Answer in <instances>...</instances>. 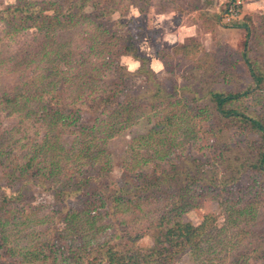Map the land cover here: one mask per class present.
I'll return each instance as SVG.
<instances>
[{"label": "rangeland", "instance_id": "374dc122", "mask_svg": "<svg viewBox=\"0 0 264 264\" xmlns=\"http://www.w3.org/2000/svg\"><path fill=\"white\" fill-rule=\"evenodd\" d=\"M18 1L0 0V10ZM27 1L48 4L53 8L59 6L64 23L60 29L44 36L35 28L13 31L0 21V96L5 92L22 94L47 88L43 91L42 99H31L20 109L5 107L0 103V134H4L9 141L0 154L1 186L12 192L21 185L22 180H26L9 172V168L22 163L21 158L35 151L37 144L43 143L45 138L58 144L57 149H70L78 135L76 128L82 124H95L92 122L97 118V113L88 107L93 96L112 91L109 94L113 95L114 106L134 100L140 106L150 103L149 95L155 92V87L138 73L139 62L122 54V45L128 37L136 40L139 54L149 59V68L154 72V80L160 84L163 93L176 94L173 99H161L162 105L178 103L177 108H183L182 113L180 111L177 115L178 119L184 124L196 123L197 132L196 140L174 147L170 157L161 162L160 167L145 166L148 170H145L146 175L153 182L167 175V179H170L168 185L152 189L153 195H132L130 208L121 212L106 214L102 209L100 216L95 214L94 224L95 228L102 226L101 229H90L80 236L67 229L62 221V212L66 209L81 212L91 202L92 191L85 186L77 194L55 196L51 186L62 184L68 186L69 191L70 177L84 170L72 162L67 163L64 153L59 152L56 175L43 180L38 176V171L33 170L31 182L22 186L23 198L18 209L15 208V219L11 223L13 227V224L21 222L23 213V218L29 213L24 233H27V238L23 234L18 239H11V242L20 247L33 248L36 240L53 239L54 253H50L48 259L31 263L23 261L16 251L4 253L0 257V264H51L50 259L53 258H56V264H65V259L69 261L71 258L58 252L59 244L69 249L80 241L91 248L106 241L119 248L132 244L141 252L138 264H158L156 258L150 255L153 241L148 225L166 208L162 198L167 196L165 194L174 193L176 183L181 181L182 177L175 173L188 171L195 179H228L235 176L234 167L249 156L246 147L252 144L253 137L237 128L220 129L211 111L201 112L208 91L235 92L252 85L241 57L247 39L244 30L236 27L240 21L226 22L222 16L226 5L223 9L221 6L215 8L213 0H101V6L108 4L113 10L100 20L89 17L92 12L89 3L83 13L73 16L71 7L74 0ZM249 6L253 7L251 11ZM244 7L248 13L243 12ZM157 14L172 15L171 24L158 23L159 26L155 27L153 23ZM263 14L264 0H244L240 20L248 17L257 24ZM195 20L199 23L192 26L191 22ZM180 25L191 27L195 33L193 37H189L187 27L179 32L177 27ZM186 31L188 37L184 38ZM261 33L255 34L247 44L249 58L264 72V31ZM194 44L197 50L192 56L172 55L173 49L183 45L192 47ZM59 50L65 54L63 59L55 55L56 52L61 54ZM68 53L71 56L66 57ZM50 72H55L57 75L54 76L57 77H48ZM43 76L45 79L42 82ZM50 80L56 83L55 88L47 85ZM89 88L96 93L92 95ZM54 96L67 105L63 110L65 122H58L55 128L49 126L48 109L52 107L49 98ZM19 99L22 103V99ZM242 106L251 114L264 117V85ZM144 131L142 122L128 126L104 145V153L109 158V166L104 168V173L109 177L111 190L128 188V185L136 187L141 183V176L132 171L126 174L124 165L136 150L134 138ZM222 142L233 146L228 154L229 164H221L216 159ZM170 159L173 162H168ZM40 161L35 168H41L40 172L44 173L47 165L42 157L39 161L36 159L34 164ZM259 178L245 174L240 183H233L226 191L221 185L213 188L206 186L205 181H199L194 186L196 192L202 191L203 187L212 189L205 193L200 209L189 210L182 218L194 226L206 222L212 227L209 238L205 237V240H209L210 252L193 255L186 251L170 264H264V196L261 195L264 181ZM38 184H45V187ZM226 199L236 207L242 203L252 204L246 218L240 219L231 228L226 222L229 214L225 209ZM39 219L43 223L36 222ZM11 234H15V231H11Z\"/></svg>", "mask_w": 264, "mask_h": 264}, {"label": "trees", "instance_id": "16d2710c", "mask_svg": "<svg viewBox=\"0 0 264 264\" xmlns=\"http://www.w3.org/2000/svg\"><path fill=\"white\" fill-rule=\"evenodd\" d=\"M87 3L92 7L89 17L93 20H100L109 15L113 10L110 5L107 6L108 4L101 6V0H74L71 7L74 13L73 16L83 13V9ZM62 16V10L59 6L53 8L48 4L43 5L36 1L27 0H19L17 3L0 10V21H3L11 30L25 31L35 28L44 36H48L50 32L63 27ZM238 20L240 22H237L236 27L244 30L245 38L247 39L244 43L241 57L248 69L252 85L244 90L235 92L208 91L205 95L207 101L201 112L207 113V111H211L214 114L215 122L220 125V129L237 128L247 136L253 137L252 144L247 147L245 146L249 151V156L234 167L236 168L234 170L235 176L228 179L225 177L220 180L214 178L195 179L194 175L190 174V172L187 173L188 171L175 173L177 176L182 177L181 181L176 183L177 188L173 189L174 193L165 194L167 196L162 198V200L166 202V208L148 225V229L152 230L151 238L153 241L150 255L156 258L158 264H170L176 257L186 251L191 252L193 255H203L210 252L211 246L209 247V240L207 239L212 227L206 222L194 226L189 222L183 221L182 218L183 214L187 211L200 209L203 206V197L210 188L203 187L202 191L196 192L194 186L199 181H205L206 186L208 185L213 188L221 185L225 187V191L227 189L230 190L229 187L233 183H240L242 176L245 174L260 177L264 181V117L253 115L242 106L247 98L252 97L255 91L260 90L264 85V72L258 69L257 63L249 58V44H247L249 39L254 37L255 34L263 33L264 14L258 19L257 24L252 22L248 17H243L241 20L239 17L235 21ZM194 45L192 47L183 45L175 48L172 55L190 57L196 53L197 46L196 44ZM121 51L123 55L129 56L135 62H139L138 73L145 76L155 87V92L149 95L150 103L147 105L142 103V107L135 102L137 100H134L114 106L112 103L113 95L109 94L112 91H107V94L104 95H95L88 105L91 110L97 113V118L92 122L95 124L91 126H84L83 124L78 126L76 128L78 135L70 149H57L58 144L51 143L45 138L43 143L37 144L35 151H30L21 158L22 163L15 164V168H9V172L16 174L21 180L23 178L26 180H22L21 185L12 192L0 185V257L4 253H14L16 251L20 254L23 261L31 263L33 261L40 262L48 259L50 253H54L52 251L54 246L52 244L53 239L48 240L43 238V241L36 240L34 245L32 243L33 248L31 246L20 247L18 244L11 242V239H18L25 233L27 229L26 222L30 216L29 213L25 214V218H23V213L21 215V222L13 224V227L11 223L12 219H15V216L13 217L15 208L18 209L23 198L22 186L31 182L32 179L30 177L34 175L33 170H37L38 176H41L40 178L43 180L47 176L56 175L57 167H59L57 165L60 157L58 156L59 152L64 153L65 159L68 160L67 163L72 162L73 165L78 168L81 167L84 170L70 177L71 184L69 185V191H67L68 186L65 187L62 184L58 187L56 186L57 188L53 187L54 185L51 186V188H54L55 196L61 197L68 194H77L83 191L85 186H88L92 191V198H89L91 202L81 212L70 209L62 212L64 214L62 221L67 229L71 233H78L80 236L81 233L85 234L90 229L97 231L101 229L102 226L95 228L94 224L96 223V215L100 216L102 209L105 210L106 214H110L111 211H114L113 213L121 212L122 209L130 208L132 195L138 193L153 195L152 189H157L165 184L168 185L170 179H167V175L153 182L146 175L145 170L147 169L145 166L154 165L160 167V163H164L165 159L170 157V153L174 147L186 143L189 144L192 139L196 140V123L191 122L190 125L184 124L177 117L180 111L182 113L183 108L181 106L177 108L179 104L176 102H167L164 105L160 102L161 99L164 101L173 99L176 94L163 93L160 84L154 80V72L149 68V59L139 54L136 48V40L128 37L123 43ZM60 53L56 52L55 55L63 59L65 54H62L61 51ZM69 56H71V53H68L66 57ZM47 75L48 77L49 75L57 77L54 76L57 75L55 72H50ZM44 79V76L41 77L42 82ZM55 84L52 80L47 83L51 88H55ZM45 89L47 88L42 87L38 91L22 92V94L5 92L0 96V103L5 107L13 106L20 109L25 107L27 101H31V99H42ZM89 90L92 95L96 93L93 88H89ZM19 98L22 99V103ZM138 98L141 99L140 97ZM49 101L52 104V107L48 108L50 109L49 126L51 125L55 128L58 122H65L66 117L63 116V110L66 109L67 105L61 103L57 96L50 97ZM141 122L145 125V131L134 138L137 143L136 150L130 155L129 162H126L124 165V172L126 174L131 171L137 173L142 178L141 183L136 187L128 185V188L121 187L113 191L110 189L109 177L104 173V168L109 166V158L104 153V145L108 139L118 135L124 128ZM8 143L9 141L6 140L4 134H0V154L4 152L3 149H6ZM232 147L229 143L222 142L220 150L216 154L217 161L221 162V164H229L230 157L228 154ZM40 157L43 158V163L47 165L45 166L46 172L44 173L40 172L41 168H35L36 164L41 163L40 161L34 164L36 159L39 161ZM168 162H173V159L168 160ZM38 185L45 187V184ZM261 191V195L264 196V188ZM225 209L229 213L226 217V222L229 225L228 227L231 228L235 227L240 219L242 221L246 218V213L252 209V204L242 203L236 207L231 206L226 199ZM23 219H25V222H22ZM36 222L43 223L41 219L36 220ZM15 228L16 230H14ZM11 231H15V234H11ZM205 237H207L206 240ZM24 238H27V233L24 234ZM59 245L60 251L58 252L65 253L67 257L71 258L69 261L65 259V264H138L139 255L141 254L132 244L129 247L124 246V248H119L118 246L109 245L108 241L93 248L83 244L81 241L69 249L64 248L65 246L62 244ZM50 260L51 264L57 263L56 258Z\"/></svg>", "mask_w": 264, "mask_h": 264}, {"label": "crops", "instance_id": "0c3cea01", "mask_svg": "<svg viewBox=\"0 0 264 264\" xmlns=\"http://www.w3.org/2000/svg\"><path fill=\"white\" fill-rule=\"evenodd\" d=\"M214 2H213V6L215 7V8H217V7H222V9H223V6H225L227 3H228V1L229 0H213ZM212 5V4H211ZM210 5V6H211ZM254 5H256V4H254ZM250 7V6H249ZM222 9H221V12H222ZM249 9V8H248ZM251 9H253V7H250V11H251ZM220 12V13H221ZM243 12H245V13H248V11L246 10V8L244 7V9H243ZM171 16L172 15H161V14H157L156 16H155V21H154V23H153V25L155 26V27H158L159 25H157L158 23L160 24V23H166L167 25H169V24H171ZM192 23V26H197L198 25V21H194V22H191ZM163 26V25H162ZM186 27L187 26H183V25H180V26H178L177 27V29H178V31L180 32H183L182 30L183 29H186ZM176 28V27H175ZM188 28V34H189V37H193V35L195 34L194 33V30H191L192 28L191 27H187ZM190 30V31H189ZM185 33V36H184V38L185 37H188L187 36V31L186 32H184ZM179 38L177 37V40H178Z\"/></svg>", "mask_w": 264, "mask_h": 264}, {"label": "built area", "instance_id": "2783aa9c", "mask_svg": "<svg viewBox=\"0 0 264 264\" xmlns=\"http://www.w3.org/2000/svg\"><path fill=\"white\" fill-rule=\"evenodd\" d=\"M244 5V0H229L222 14L226 22H231L240 17V12Z\"/></svg>", "mask_w": 264, "mask_h": 264}]
</instances>
